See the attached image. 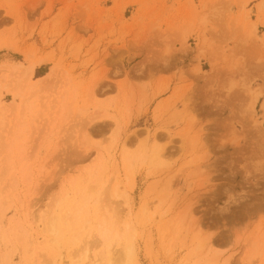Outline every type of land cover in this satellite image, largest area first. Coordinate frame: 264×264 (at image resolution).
I'll return each mask as SVG.
<instances>
[{
	"label": "rangeland",
	"instance_id": "1",
	"mask_svg": "<svg viewBox=\"0 0 264 264\" xmlns=\"http://www.w3.org/2000/svg\"><path fill=\"white\" fill-rule=\"evenodd\" d=\"M262 20L0 0V264H264Z\"/></svg>",
	"mask_w": 264,
	"mask_h": 264
},
{
	"label": "bare ground",
	"instance_id": "2",
	"mask_svg": "<svg viewBox=\"0 0 264 264\" xmlns=\"http://www.w3.org/2000/svg\"><path fill=\"white\" fill-rule=\"evenodd\" d=\"M260 9H261V6H260ZM263 22H264V20H262ZM255 27V26H254ZM251 29H252V27H251ZM250 29V30H251ZM254 29V28H253ZM252 29V30H253ZM254 31V30H253ZM253 33V32H252ZM251 35V34H250ZM263 41H264V36H263ZM258 95V94H257ZM256 97V96H255ZM162 149H161V147H156V146H154L153 148H151L150 150H149V153H148V161H149V163L150 164H157V165H162V159H161V156H162ZM143 153H141V155H142ZM142 156H145V155H142ZM144 158V157H143ZM146 159V158H145ZM191 213V212H190ZM108 222L106 221V219L105 218H103L102 220H100L98 223H97V225H96V227H97V230H96V235L98 236V238L100 239V240H102V242H103V240L105 239V237L107 236V233H112V232H114L115 234L117 233V229H116V227H113V226H111L110 228H108ZM51 230L54 232V233H56L57 234V231H56V229H55V226H52L51 227ZM200 238V237H199ZM198 238V239H199ZM200 239H202V237L200 238ZM204 239V238H203ZM206 239V238H205ZM209 239V238H208ZM210 240V239H209ZM202 241V240H201ZM200 241V242H201ZM204 241V240H203ZM199 242V244H202V242L200 243ZM209 242V241H208ZM206 243V242H205ZM199 244H197L198 246H199ZM209 244V243H208ZM208 244H206V247H207V245ZM196 245V246H197ZM203 246H204V243L202 244ZM200 248H201V245H200ZM204 249V248H203ZM202 249V250H203ZM127 251V253H128V255H130V249H127L126 250Z\"/></svg>",
	"mask_w": 264,
	"mask_h": 264
}]
</instances>
